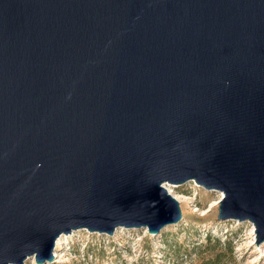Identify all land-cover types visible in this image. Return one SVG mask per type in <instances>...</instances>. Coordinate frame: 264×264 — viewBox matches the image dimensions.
<instances>
[{"label": "water", "instance_id": "95a60500", "mask_svg": "<svg viewBox=\"0 0 264 264\" xmlns=\"http://www.w3.org/2000/svg\"><path fill=\"white\" fill-rule=\"evenodd\" d=\"M191 182L264 242V0H0V264L158 235Z\"/></svg>", "mask_w": 264, "mask_h": 264}, {"label": "rangeland", "instance_id": "374dc122", "mask_svg": "<svg viewBox=\"0 0 264 264\" xmlns=\"http://www.w3.org/2000/svg\"><path fill=\"white\" fill-rule=\"evenodd\" d=\"M166 188L179 203L178 224L155 236L142 229L121 228L113 236L75 231L50 264H264V242L254 246L250 223L215 219L222 195L194 182Z\"/></svg>", "mask_w": 264, "mask_h": 264}, {"label": "bare ground", "instance_id": "6f19581e", "mask_svg": "<svg viewBox=\"0 0 264 264\" xmlns=\"http://www.w3.org/2000/svg\"><path fill=\"white\" fill-rule=\"evenodd\" d=\"M167 187V186H165ZM167 192L171 195V193L169 192V190L166 188ZM172 196V195H171ZM173 197V196H172ZM175 198V197H174ZM176 201H177V198H175ZM215 206V205H214ZM74 234V233H73ZM116 235H117V232H116ZM66 238V236H61L57 242H56V245H55V250H54V262L53 263H57V259L61 256L59 255L58 253L61 251V245L64 243L63 240ZM63 242V243H62Z\"/></svg>", "mask_w": 264, "mask_h": 264}, {"label": "trees", "instance_id": "16d2710c", "mask_svg": "<svg viewBox=\"0 0 264 264\" xmlns=\"http://www.w3.org/2000/svg\"><path fill=\"white\" fill-rule=\"evenodd\" d=\"M231 250H232L231 248H228V251H229V252H231Z\"/></svg>", "mask_w": 264, "mask_h": 264}]
</instances>
